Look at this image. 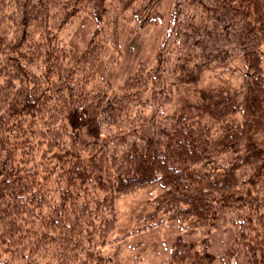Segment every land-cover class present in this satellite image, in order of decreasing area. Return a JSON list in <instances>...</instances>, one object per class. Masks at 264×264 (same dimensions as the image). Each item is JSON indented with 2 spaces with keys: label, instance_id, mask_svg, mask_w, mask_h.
Here are the masks:
<instances>
[{
  "label": "trees",
  "instance_id": "obj_1",
  "mask_svg": "<svg viewBox=\"0 0 264 264\" xmlns=\"http://www.w3.org/2000/svg\"><path fill=\"white\" fill-rule=\"evenodd\" d=\"M162 2L0 0V264H107L116 198L154 185L188 226L165 264H264V0H176L155 63L97 85L119 20L157 24ZM83 11L76 56L59 31ZM217 69L240 83L201 86Z\"/></svg>",
  "mask_w": 264,
  "mask_h": 264
},
{
  "label": "rangeland",
  "instance_id": "obj_2",
  "mask_svg": "<svg viewBox=\"0 0 264 264\" xmlns=\"http://www.w3.org/2000/svg\"><path fill=\"white\" fill-rule=\"evenodd\" d=\"M175 2L176 0H163L161 4L163 19L157 24L139 27L135 21L123 18L119 20L116 45L111 41L104 42L96 63L95 70L101 80V82L98 80L97 85L111 83L117 86L132 75L142 62L147 65L155 63ZM95 30L96 24L92 15L89 11H83L72 23L64 26L59 35L77 56L85 50ZM261 54L264 68V44L261 47ZM241 78L240 70L231 73L230 70L224 72L217 69L207 73L200 85L207 83L220 85L224 79L238 85ZM68 123L73 129L81 128L86 136L97 138L102 135L100 131H90L86 125H81L71 117ZM158 193H161V187L154 185L116 198L117 225L111 236L117 241L99 245L103 254L110 258L107 264H165L168 260L174 239L180 233H184L188 226L186 220H169L167 212L162 209L156 210L155 199ZM151 220L157 223L151 226ZM232 235L231 230L213 235L214 249L221 252L229 246Z\"/></svg>",
  "mask_w": 264,
  "mask_h": 264
}]
</instances>
